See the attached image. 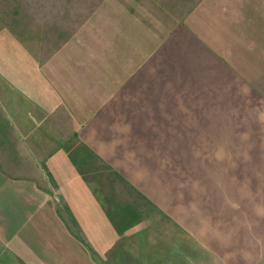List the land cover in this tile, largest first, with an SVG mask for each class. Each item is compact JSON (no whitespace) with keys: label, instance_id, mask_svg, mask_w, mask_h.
Masks as SVG:
<instances>
[{"label":"crops","instance_id":"1","mask_svg":"<svg viewBox=\"0 0 264 264\" xmlns=\"http://www.w3.org/2000/svg\"><path fill=\"white\" fill-rule=\"evenodd\" d=\"M175 34L112 86L80 140L33 133L0 79V264H264V161L223 140L242 113L264 117V77L244 76L237 45L184 49ZM165 221L173 231L152 238Z\"/></svg>","mask_w":264,"mask_h":264},{"label":"rangeland","instance_id":"2","mask_svg":"<svg viewBox=\"0 0 264 264\" xmlns=\"http://www.w3.org/2000/svg\"><path fill=\"white\" fill-rule=\"evenodd\" d=\"M179 32L184 49L192 45L190 37L197 43H212L215 37L220 48L237 45L244 76L254 71L259 80L264 77V0H0V79L7 80L8 94L17 85L10 98L22 102L33 133L49 140H80L82 120L99 111L112 86L124 83L134 63ZM260 86L263 90L264 84ZM31 109L39 116L29 117ZM232 129L237 133L223 140L242 142V150L232 151V157L264 161V117L259 122L253 111L244 112L233 119ZM214 140L222 139L214 134ZM212 142L210 149L226 148ZM213 150V157L226 151ZM129 184V191L146 196ZM151 203V217L160 218L158 203ZM155 223V239L159 227L172 232L175 225Z\"/></svg>","mask_w":264,"mask_h":264}]
</instances>
